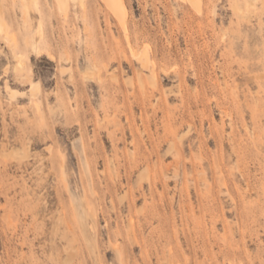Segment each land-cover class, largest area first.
<instances>
[{"label": "rangeland", "instance_id": "obj_1", "mask_svg": "<svg viewBox=\"0 0 264 264\" xmlns=\"http://www.w3.org/2000/svg\"><path fill=\"white\" fill-rule=\"evenodd\" d=\"M121 1L0 0V264H264V0Z\"/></svg>", "mask_w": 264, "mask_h": 264}, {"label": "bare ground", "instance_id": "obj_2", "mask_svg": "<svg viewBox=\"0 0 264 264\" xmlns=\"http://www.w3.org/2000/svg\"><path fill=\"white\" fill-rule=\"evenodd\" d=\"M106 2H107V5L111 9H113V12L117 13L121 18H123L124 11H123V3L121 0H106ZM123 20H124V18H123Z\"/></svg>", "mask_w": 264, "mask_h": 264}]
</instances>
